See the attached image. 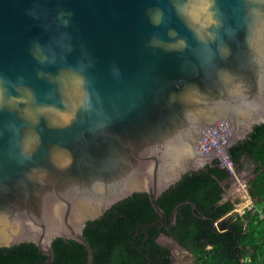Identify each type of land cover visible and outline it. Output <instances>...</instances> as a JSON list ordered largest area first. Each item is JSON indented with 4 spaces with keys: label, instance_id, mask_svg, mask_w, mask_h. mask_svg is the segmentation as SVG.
Here are the masks:
<instances>
[{
    "label": "water",
    "instance_id": "95a60500",
    "mask_svg": "<svg viewBox=\"0 0 264 264\" xmlns=\"http://www.w3.org/2000/svg\"><path fill=\"white\" fill-rule=\"evenodd\" d=\"M264 123V0H0V249L158 199ZM234 169V168H233ZM235 171V170H234Z\"/></svg>",
    "mask_w": 264,
    "mask_h": 264
},
{
    "label": "trees",
    "instance_id": "16d2710c",
    "mask_svg": "<svg viewBox=\"0 0 264 264\" xmlns=\"http://www.w3.org/2000/svg\"><path fill=\"white\" fill-rule=\"evenodd\" d=\"M237 171L242 160L256 166L248 194L256 203L242 215L235 204L225 200L223 183L229 173L216 161L212 166L186 174L166 191L158 204L170 224L174 208H179L172 229L156 224L160 217L147 194H135L116 204L100 219L89 222L84 236L94 251L93 264H172L171 251L159 243L164 235L194 258L193 264H264V123L247 139L230 148ZM52 264H87L84 246L73 240L56 239L52 244ZM47 257L31 243L0 249V264H44Z\"/></svg>",
    "mask_w": 264,
    "mask_h": 264
},
{
    "label": "rangeland",
    "instance_id": "374dc122",
    "mask_svg": "<svg viewBox=\"0 0 264 264\" xmlns=\"http://www.w3.org/2000/svg\"><path fill=\"white\" fill-rule=\"evenodd\" d=\"M243 167L237 171L238 179L228 180L229 185L224 186L225 200H231L235 204V213L242 215L245 211L254 209L256 203L248 194L249 181L255 176L256 166L250 160H242ZM159 243L167 247L173 256L172 264H193L194 258L188 252L182 250L173 240L166 236L159 238Z\"/></svg>",
    "mask_w": 264,
    "mask_h": 264
},
{
    "label": "built area",
    "instance_id": "2783aa9c",
    "mask_svg": "<svg viewBox=\"0 0 264 264\" xmlns=\"http://www.w3.org/2000/svg\"><path fill=\"white\" fill-rule=\"evenodd\" d=\"M230 159H231V158H230ZM217 162L219 163L220 168L225 169V170L229 173V175H230L231 178H236V179H238L237 171H236V165L234 164V162L232 161V159H231V162H232V165H233V168H234V169L232 168L231 164L228 163V166H229V168L231 169L232 174L230 173V171L228 170V168H225V166H224L223 163L221 162L220 158H218ZM234 170H235V171H234Z\"/></svg>",
    "mask_w": 264,
    "mask_h": 264
},
{
    "label": "flooded vegetation",
    "instance_id": "af4514ba",
    "mask_svg": "<svg viewBox=\"0 0 264 264\" xmlns=\"http://www.w3.org/2000/svg\"><path fill=\"white\" fill-rule=\"evenodd\" d=\"M230 179H231V178H230ZM227 184L229 185L228 181L225 182V183H223L222 186H223V187H224L225 185L227 186ZM161 236H164V235H161ZM161 236H160V237H161ZM160 237H159V238H160ZM171 240H172V239H171ZM172 258H173V256H172Z\"/></svg>",
    "mask_w": 264,
    "mask_h": 264
}]
</instances>
